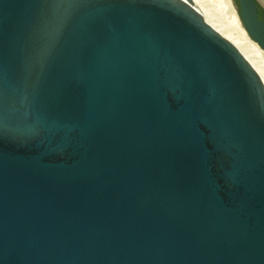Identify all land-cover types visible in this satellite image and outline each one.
<instances>
[{
  "label": "water",
  "instance_id": "obj_1",
  "mask_svg": "<svg viewBox=\"0 0 264 264\" xmlns=\"http://www.w3.org/2000/svg\"><path fill=\"white\" fill-rule=\"evenodd\" d=\"M0 264H264V86L193 2L0 0Z\"/></svg>",
  "mask_w": 264,
  "mask_h": 264
},
{
  "label": "bare ground",
  "instance_id": "obj_2",
  "mask_svg": "<svg viewBox=\"0 0 264 264\" xmlns=\"http://www.w3.org/2000/svg\"><path fill=\"white\" fill-rule=\"evenodd\" d=\"M195 4V10L203 17L206 23L219 35L229 41L258 75L264 86V51L252 41L242 27L235 7L230 0H225L227 6V20H223L207 9L199 0H190ZM264 4V0H260ZM234 7V8H233Z\"/></svg>",
  "mask_w": 264,
  "mask_h": 264
},
{
  "label": "rangeland",
  "instance_id": "obj_3",
  "mask_svg": "<svg viewBox=\"0 0 264 264\" xmlns=\"http://www.w3.org/2000/svg\"><path fill=\"white\" fill-rule=\"evenodd\" d=\"M199 2H201L207 9H209L210 12L215 13L223 20H227L228 14L226 8L227 4L225 0H199ZM229 2L231 3V0Z\"/></svg>",
  "mask_w": 264,
  "mask_h": 264
},
{
  "label": "flooded vegetation",
  "instance_id": "obj_4",
  "mask_svg": "<svg viewBox=\"0 0 264 264\" xmlns=\"http://www.w3.org/2000/svg\"><path fill=\"white\" fill-rule=\"evenodd\" d=\"M257 16L264 22V4L260 0L257 2Z\"/></svg>",
  "mask_w": 264,
  "mask_h": 264
}]
</instances>
